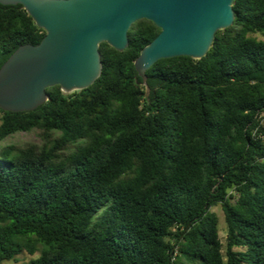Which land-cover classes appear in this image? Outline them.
Wrapping results in <instances>:
<instances>
[{"label": "trees", "instance_id": "obj_1", "mask_svg": "<svg viewBox=\"0 0 264 264\" xmlns=\"http://www.w3.org/2000/svg\"><path fill=\"white\" fill-rule=\"evenodd\" d=\"M232 10L200 59H159L144 82L134 60L160 29L140 19L124 50L99 44L87 88L0 109V264H264V0ZM44 35L0 4V67Z\"/></svg>", "mask_w": 264, "mask_h": 264}, {"label": "water", "instance_id": "obj_2", "mask_svg": "<svg viewBox=\"0 0 264 264\" xmlns=\"http://www.w3.org/2000/svg\"><path fill=\"white\" fill-rule=\"evenodd\" d=\"M234 0H0L21 5L45 31L36 44L19 46L0 67V109L31 111L48 100L46 89L82 90L101 73L99 44L118 51L128 45V30L140 19L160 29L134 60L138 75L157 60L204 57L215 33L234 20Z\"/></svg>", "mask_w": 264, "mask_h": 264}, {"label": "rangeland", "instance_id": "obj_3", "mask_svg": "<svg viewBox=\"0 0 264 264\" xmlns=\"http://www.w3.org/2000/svg\"><path fill=\"white\" fill-rule=\"evenodd\" d=\"M262 117H263L262 124L264 125V114L262 115ZM38 141H39V138H38L36 132L30 131V132L15 133V134L11 135L10 137H8L2 144H7L10 142L18 143V144H24L26 142H38ZM211 211L216 213V215L218 216L219 236H220L222 243L224 244L225 243V237H226V224H225V220H224L223 211L219 205L212 207ZM31 257H33V256H30L27 253H24V254L17 256L16 261H5V262H3V264H20L23 261H28Z\"/></svg>", "mask_w": 264, "mask_h": 264}, {"label": "built area", "instance_id": "obj_4", "mask_svg": "<svg viewBox=\"0 0 264 264\" xmlns=\"http://www.w3.org/2000/svg\"><path fill=\"white\" fill-rule=\"evenodd\" d=\"M263 114H264V113H262L261 116H262ZM262 119H263V117H262ZM261 123H262V120H261Z\"/></svg>", "mask_w": 264, "mask_h": 264}]
</instances>
